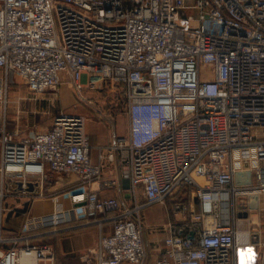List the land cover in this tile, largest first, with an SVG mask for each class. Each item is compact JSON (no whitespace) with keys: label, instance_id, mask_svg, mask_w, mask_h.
Returning a JSON list of instances; mask_svg holds the SVG:
<instances>
[{"label":"built area","instance_id":"1","mask_svg":"<svg viewBox=\"0 0 264 264\" xmlns=\"http://www.w3.org/2000/svg\"><path fill=\"white\" fill-rule=\"evenodd\" d=\"M0 69L3 106L15 76L38 98L67 75L81 101L85 90L99 93L128 116L127 135L101 157L117 162L132 197L142 189L144 202L122 210L95 190L72 193L74 211L113 224L82 264H146L143 209L188 190L201 205L193 231L168 236L155 264H236V252L249 250L234 224L215 216L237 196L264 195V0H0ZM86 120L61 112L51 129L25 136L9 130L4 115L0 207L10 179L26 192L29 176L43 188L47 172L89 183L102 177ZM244 172L256 184H236ZM183 203L175 210L186 213ZM261 248L264 264V242ZM25 256L60 264L52 246L29 242L0 250V264Z\"/></svg>","mask_w":264,"mask_h":264},{"label":"crops","instance_id":"2","mask_svg":"<svg viewBox=\"0 0 264 264\" xmlns=\"http://www.w3.org/2000/svg\"><path fill=\"white\" fill-rule=\"evenodd\" d=\"M0 73H2L0 80H4V70L0 69ZM64 78L67 79L68 76L65 75ZM100 100L99 96L87 98L84 104L94 110H91L86 115L87 117L81 114L87 119L86 132L91 144L92 162L96 165L103 166L102 177L99 180L92 183L82 182L77 177L68 175L69 177L65 179L60 178L56 182L57 187H51L49 178L46 175L44 178V187L41 188L40 178L29 176L28 190L26 192L21 190V181L10 179L8 183L15 187L12 186L15 194L13 193L14 195L11 198L19 197L21 199H29L31 201L29 214L32 217L45 218L48 222V230L42 233L45 238H42L44 241L41 243L45 244V242L56 238L57 244L54 251L60 264H82L83 256L88 251L97 247L103 235L111 234L113 227L112 221L108 220L102 223L88 219L79 220L71 203L70 196L72 193L78 190H95L101 198H116L122 210L125 208H133L136 203L141 204L144 202L142 189L139 190L136 197H132L130 183L121 177L117 162L101 157L108 153L109 148L118 138L127 135L129 119L122 107L118 111V104L113 100L109 99V105H106V108L101 106L102 103H100ZM2 106V103H0V108ZM4 115L7 119L5 111L0 109V122H3ZM94 126L103 127V130H96ZM245 180L247 183L253 182L256 184L255 178L247 173L245 174V172L236 176L235 183L241 184ZM108 183L110 184L108 185ZM46 186L47 188L49 186V193H54L56 190L60 191L52 195L50 194V198L46 196L41 197L40 193ZM8 196L6 195L5 202L9 198ZM182 196L183 194L180 192L170 199L174 197L181 198ZM243 199V197L237 196L229 202V206L228 203H225L222 209L220 208L217 212L215 216L216 221L220 225L234 224L237 231L236 238L238 243L249 247L246 253L236 252V264H263L261 244L264 242V195H252L247 199ZM188 207V218L178 220L176 224L170 223L161 228L158 227L154 235L149 236L145 233V229H143L144 246L148 253V261L146 264H155L156 261L165 257V240L168 236L172 234L182 235L186 230H188L189 235L193 231L192 213H201V205L198 200L192 197L191 191L189 190ZM147 208L143 209L141 217L143 216L142 214L147 212ZM148 213H145L146 217H149L150 213ZM155 215L161 218L160 226L165 220L164 216L162 217L161 213H155ZM110 217L112 216L110 215ZM102 218L100 217L97 220H101ZM211 221V218L207 219V222ZM202 224H205V222ZM199 227L202 228L203 225ZM19 233H12V236L16 237L13 239V242H16V244L20 242L21 245L19 246H24L27 242L34 243V240L30 241V238L36 235L22 237V232V236H19ZM24 238H27V242L26 240H21ZM48 243L51 244V242ZM123 264L132 263L124 262Z\"/></svg>","mask_w":264,"mask_h":264},{"label":"rangeland","instance_id":"3","mask_svg":"<svg viewBox=\"0 0 264 264\" xmlns=\"http://www.w3.org/2000/svg\"><path fill=\"white\" fill-rule=\"evenodd\" d=\"M188 2L191 4L193 3V0H188ZM1 76L2 73H0V77ZM83 92L86 98L99 96V93L91 94L87 90ZM7 93L8 104L0 108L7 114V128L11 131H19L25 136H31L34 133L51 129L55 116H57L61 112H64L66 114H84L86 116L91 112V110H94L91 109L90 106H86L84 102H82L77 97L79 95L72 87H70L68 78L63 79L62 86H60L57 91H51L46 96L35 98L30 95L23 79L20 76H15L12 80V83L9 85ZM100 99V103H102L101 106H104L106 108V105H109L108 101L111 98L106 97L105 99H102V97H100ZM117 108L118 111L121 110V106ZM94 127L96 130H103V127ZM46 175L49 178L51 187H57L56 182L59 181L60 178L65 179L69 177L68 175L61 176L53 174L51 172H47ZM12 186L13 185L8 184L6 195H9V198L6 199V202L4 200L5 203L3 202L2 207H0V250H8L13 247H22L19 246L21 245L20 242L18 244H16V242H13V239L16 238L12 236L13 232H20L19 236L22 232V237L36 235L30 238V241L34 240L33 245H42L43 243L41 242L44 241L42 238H45L43 237L42 233L48 230V222L46 220H43L42 218L41 221H38V223L32 230L24 232L25 225L29 222V220L37 217H32L29 214L31 205V201L29 199H21L19 197H16L14 199L11 198V196L15 194L12 190L14 186ZM48 189L49 186L48 188L46 186L44 190L42 189V192L44 191V196H46L47 198H50L52 194L58 193L60 191L56 190L54 193H49ZM178 201H183V204L188 205V195L182 196L181 198L174 197L173 199H168L165 204L149 206L147 208V212H145L147 214L149 211V217H146L145 213L142 214L145 233L149 236L154 235L155 230L158 229V227L161 228L164 225L170 223L176 224L178 220L185 219L186 217L188 218V211L186 213H180L175 210V205ZM76 213L79 220L88 219L91 221H98L97 219L100 218L98 217L96 219H90L86 217L84 213L81 212V210H78ZM155 213H161L162 217L164 216V223L162 222L160 226L159 223L161 222V218L158 217V215H155ZM48 242H51V244H49ZM48 242H45V244L50 245L53 248L56 247V238H53Z\"/></svg>","mask_w":264,"mask_h":264},{"label":"bare ground","instance_id":"4","mask_svg":"<svg viewBox=\"0 0 264 264\" xmlns=\"http://www.w3.org/2000/svg\"><path fill=\"white\" fill-rule=\"evenodd\" d=\"M21 264H36V259L33 256H25L22 258Z\"/></svg>","mask_w":264,"mask_h":264},{"label":"water","instance_id":"5","mask_svg":"<svg viewBox=\"0 0 264 264\" xmlns=\"http://www.w3.org/2000/svg\"><path fill=\"white\" fill-rule=\"evenodd\" d=\"M194 236H195V233H192L189 237H190L191 239H193Z\"/></svg>","mask_w":264,"mask_h":264},{"label":"trees","instance_id":"6","mask_svg":"<svg viewBox=\"0 0 264 264\" xmlns=\"http://www.w3.org/2000/svg\"><path fill=\"white\" fill-rule=\"evenodd\" d=\"M182 235H184V236H185V232H184V234H182Z\"/></svg>","mask_w":264,"mask_h":264}]
</instances>
